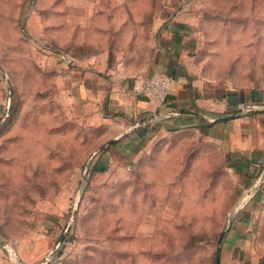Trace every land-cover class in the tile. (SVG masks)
I'll list each match as a JSON object with an SVG mask.
<instances>
[{"label":"rangeland","instance_id":"rangeland-1","mask_svg":"<svg viewBox=\"0 0 264 264\" xmlns=\"http://www.w3.org/2000/svg\"><path fill=\"white\" fill-rule=\"evenodd\" d=\"M195 1L202 72L257 90L264 104V0ZM52 2L0 0V238L24 237L40 210L62 212L61 236L77 206L47 264H215L225 231L222 264L241 221L245 264H264V162L239 171L195 125L156 136L136 156L97 150L115 125L70 110L33 33Z\"/></svg>","mask_w":264,"mask_h":264},{"label":"crops","instance_id":"crops-1","mask_svg":"<svg viewBox=\"0 0 264 264\" xmlns=\"http://www.w3.org/2000/svg\"><path fill=\"white\" fill-rule=\"evenodd\" d=\"M195 3L53 0L33 33L43 37V54L51 59L50 70L57 74L61 98L70 110L89 123L115 125L112 134L119 138L111 144L114 154L136 156L156 136L205 118L213 124L203 131L220 142L236 169L251 173L264 162V104H256L261 102L255 100L257 90L229 86L202 72L197 54L204 35ZM136 73L169 74L174 87L163 103H156L133 91ZM244 104L250 106L246 112L213 119ZM63 220L61 211H37L24 237L0 244V264H20L19 259L37 264L55 255ZM248 226L240 221L231 229L222 264H245L242 232Z\"/></svg>","mask_w":264,"mask_h":264},{"label":"built area","instance_id":"built-area-1","mask_svg":"<svg viewBox=\"0 0 264 264\" xmlns=\"http://www.w3.org/2000/svg\"><path fill=\"white\" fill-rule=\"evenodd\" d=\"M175 79L169 74L147 75L136 73L133 75V91L145 94L156 103H163L174 87Z\"/></svg>","mask_w":264,"mask_h":264},{"label":"water","instance_id":"water-1","mask_svg":"<svg viewBox=\"0 0 264 264\" xmlns=\"http://www.w3.org/2000/svg\"><path fill=\"white\" fill-rule=\"evenodd\" d=\"M249 108H250V106L248 104L239 106L233 112L228 113V114H225V115L218 116V117L214 118V120L227 119V118L236 116L239 113L245 112ZM187 112H192V113H195V114L198 113L197 111H189V110H187ZM118 138H119V135L113 136V137L109 138L107 141H105L104 143H102L97 150H103L105 147H107L108 145L112 144ZM260 178L261 179L264 178V171H263V173H262V175H261ZM76 212H77V206H74L73 207V211H72L71 218L69 219V221H68V223H67L64 231L62 232V235L60 236L57 244L53 247V251L52 252L56 251V249L59 247V245L63 242V240H64L67 232L69 231V229L71 227V224H72V222H73V220L75 218ZM224 235H225V231H223L220 234V236L218 238V241H217L215 264H221V249H222V241H223ZM0 244L7 245V242L5 240H3V239L0 238ZM50 260H51V254H48L45 257V259L43 261H41L39 264H47ZM19 261H20V264H29V263L25 262L22 259H19Z\"/></svg>","mask_w":264,"mask_h":264},{"label":"trees","instance_id":"trees-1","mask_svg":"<svg viewBox=\"0 0 264 264\" xmlns=\"http://www.w3.org/2000/svg\"><path fill=\"white\" fill-rule=\"evenodd\" d=\"M212 124H213V121H209V120H207V119H205V118H201L200 122H198V124H196L195 126H196V127H199V128H201V129L204 130V127H206V126L209 127V126H211ZM185 128H191V127H180V128H175L174 131H180V130H183V129H185ZM94 169H95V170L97 169L96 165H95ZM59 237H60V236H59ZM59 237H58V239H59ZM57 241H58V240H57Z\"/></svg>","mask_w":264,"mask_h":264}]
</instances>
